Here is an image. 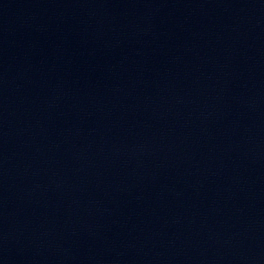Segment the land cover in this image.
<instances>
[{"label": "water", "instance_id": "1", "mask_svg": "<svg viewBox=\"0 0 264 264\" xmlns=\"http://www.w3.org/2000/svg\"><path fill=\"white\" fill-rule=\"evenodd\" d=\"M0 264H264V0H0Z\"/></svg>", "mask_w": 264, "mask_h": 264}]
</instances>
